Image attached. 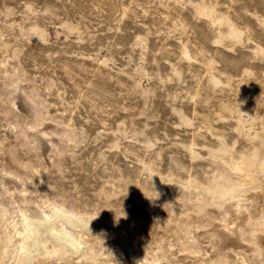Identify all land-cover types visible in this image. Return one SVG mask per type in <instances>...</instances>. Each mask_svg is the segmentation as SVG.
Instances as JSON below:
<instances>
[{
    "label": "rangeland",
    "instance_id": "1",
    "mask_svg": "<svg viewBox=\"0 0 264 264\" xmlns=\"http://www.w3.org/2000/svg\"><path fill=\"white\" fill-rule=\"evenodd\" d=\"M8 192L102 235L46 264H264V0H0V262Z\"/></svg>",
    "mask_w": 264,
    "mask_h": 264
},
{
    "label": "bare ground",
    "instance_id": "2",
    "mask_svg": "<svg viewBox=\"0 0 264 264\" xmlns=\"http://www.w3.org/2000/svg\"><path fill=\"white\" fill-rule=\"evenodd\" d=\"M2 138L3 143L8 141L6 135H2ZM10 192L8 193L11 197V203L18 205L15 212L17 220L7 225L9 229H13L16 233L15 251L11 261H1L0 264H46L49 261L60 263L66 261L67 258L76 261L84 252L83 244L85 242L91 243L96 236V241L100 240L99 237L102 235L98 231V233L93 232V234L89 232L90 228L88 229V226L91 225L92 217L83 213L73 215L50 203L44 208L39 206L40 203H37L38 205L34 207L33 205L29 207L30 198L22 194L15 197ZM250 208L247 199L238 200L233 207L235 217L233 219L242 220ZM71 229L75 232L73 231V233ZM86 232L89 233L86 234ZM230 232L231 227L224 226L221 231L213 228L210 232H205L204 235L210 240V246L213 249H231L238 247L239 241L235 237L231 238Z\"/></svg>",
    "mask_w": 264,
    "mask_h": 264
}]
</instances>
